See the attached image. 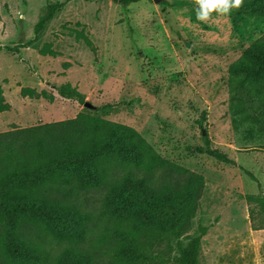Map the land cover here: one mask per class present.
<instances>
[{
	"label": "rangeland",
	"instance_id": "1",
	"mask_svg": "<svg viewBox=\"0 0 264 264\" xmlns=\"http://www.w3.org/2000/svg\"><path fill=\"white\" fill-rule=\"evenodd\" d=\"M164 1L124 6L112 0H0V91L11 106L0 113V133L81 112L130 126L162 157L204 176L188 233L208 227L201 264H264V228H258L260 216L252 219L247 200L264 193V139L235 130L228 86L229 67L264 34V19L233 9L202 23L194 0ZM56 2L64 6L36 39L39 21ZM64 84L84 93L93 107L62 98L56 89ZM21 87L46 91L55 100L22 97ZM103 105L110 108H94ZM203 132L236 164L190 149L203 145ZM98 198L88 204L98 206ZM155 248L165 257L148 264H172L176 242ZM99 257V264H112Z\"/></svg>",
	"mask_w": 264,
	"mask_h": 264
},
{
	"label": "trees",
	"instance_id": "2",
	"mask_svg": "<svg viewBox=\"0 0 264 264\" xmlns=\"http://www.w3.org/2000/svg\"><path fill=\"white\" fill-rule=\"evenodd\" d=\"M112 1L129 6L145 0ZM63 6L48 7L36 39ZM237 11L264 19V0H244ZM228 86L235 130L248 139H264V34L229 67ZM56 90L64 99L87 102L71 84ZM21 95L55 100L30 88H22ZM94 108L106 111L110 105ZM10 109L0 91V113ZM205 119L203 113L201 127ZM203 141L190 149L236 164L204 133ZM204 188L202 174L162 157L138 130L95 114L81 112L74 119L0 133V264H99L100 254L112 264H148L165 257L156 246L173 242L172 264H201L208 227L188 233ZM97 193L100 204L90 206ZM247 200L252 219L260 216L258 228H264V193Z\"/></svg>",
	"mask_w": 264,
	"mask_h": 264
},
{
	"label": "clouds",
	"instance_id": "3",
	"mask_svg": "<svg viewBox=\"0 0 264 264\" xmlns=\"http://www.w3.org/2000/svg\"><path fill=\"white\" fill-rule=\"evenodd\" d=\"M194 4L196 19L206 23L213 13L229 15L233 9H240L244 0H194Z\"/></svg>",
	"mask_w": 264,
	"mask_h": 264
},
{
	"label": "water",
	"instance_id": "4",
	"mask_svg": "<svg viewBox=\"0 0 264 264\" xmlns=\"http://www.w3.org/2000/svg\"><path fill=\"white\" fill-rule=\"evenodd\" d=\"M154 1H155V3H161L163 0H154ZM85 106L86 107H89V108L93 107V105L91 103H89V102H86L85 103ZM204 135H205V133H204Z\"/></svg>",
	"mask_w": 264,
	"mask_h": 264
},
{
	"label": "crops",
	"instance_id": "5",
	"mask_svg": "<svg viewBox=\"0 0 264 264\" xmlns=\"http://www.w3.org/2000/svg\"><path fill=\"white\" fill-rule=\"evenodd\" d=\"M24 88V87H21V89ZM21 89H20V93H21Z\"/></svg>",
	"mask_w": 264,
	"mask_h": 264
}]
</instances>
